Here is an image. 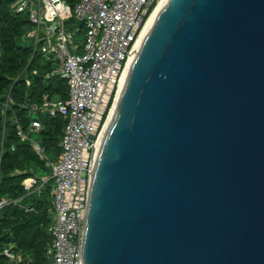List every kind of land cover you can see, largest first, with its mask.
<instances>
[{
    "label": "water",
    "instance_id": "1",
    "mask_svg": "<svg viewBox=\"0 0 264 264\" xmlns=\"http://www.w3.org/2000/svg\"><path fill=\"white\" fill-rule=\"evenodd\" d=\"M117 105L81 264H264V0H170Z\"/></svg>",
    "mask_w": 264,
    "mask_h": 264
},
{
    "label": "built area",
    "instance_id": "2",
    "mask_svg": "<svg viewBox=\"0 0 264 264\" xmlns=\"http://www.w3.org/2000/svg\"><path fill=\"white\" fill-rule=\"evenodd\" d=\"M160 1L16 0L13 5L18 14L29 16L32 27L27 38L33 56L52 61L55 69L48 77H61L69 89L66 101L46 97L40 107H34L65 121L58 159H49L41 145L18 126L21 140L31 144L50 170L49 177L30 178L24 187L28 194L41 193L53 182L48 257L54 264L82 263L90 185L102 138L113 120L131 63L141 50L143 31ZM71 19L75 23L70 28ZM41 130V122L34 121L32 133ZM8 203L0 199V210ZM5 254L17 259L8 250Z\"/></svg>",
    "mask_w": 264,
    "mask_h": 264
},
{
    "label": "trees",
    "instance_id": "3",
    "mask_svg": "<svg viewBox=\"0 0 264 264\" xmlns=\"http://www.w3.org/2000/svg\"><path fill=\"white\" fill-rule=\"evenodd\" d=\"M15 1L0 0V199L9 201L0 210V264H54L48 257L53 187L48 183L41 193L32 194L24 187L30 178L49 177L50 170L31 144L21 140L18 126L49 159H58L65 121L34 107H40L46 97L66 101L69 89L61 77H48L55 69L52 61L33 56L27 38L31 22L28 14L13 9ZM74 23L71 19L67 25L71 28ZM34 121L42 124L38 134L32 133ZM6 250L17 259L11 260Z\"/></svg>",
    "mask_w": 264,
    "mask_h": 264
},
{
    "label": "bare ground",
    "instance_id": "4",
    "mask_svg": "<svg viewBox=\"0 0 264 264\" xmlns=\"http://www.w3.org/2000/svg\"><path fill=\"white\" fill-rule=\"evenodd\" d=\"M169 1H170V0H161V1L159 2V4H158L156 10L153 12V14H152V16H151V18H150L148 24L146 25V27H145V29H144V31H143V34H142L141 39H140V42H139V47H141V46L143 45L145 39H146L147 36L150 34V32L153 30L154 25H155V23H156V20H157L159 14L162 12V10H163L164 8H166V6L168 5ZM135 58H136V57H135ZM135 58H134V60H135ZM133 62H134V61H133ZM131 64H133V63H131ZM130 69H131V66H130V68H129V71H130ZM128 73H129V72H128ZM128 76H129V74H128ZM128 76H127L126 79H125V83H126V81H127V79H128ZM125 83H124V85H125ZM123 87H124V86H123ZM123 87H122V91H121V93H120V97H121V94H122L123 89H124ZM119 100H120V99H119ZM119 100H118V103H119ZM117 106H118V105H117ZM110 124H111V123H110ZM108 128H109V127H108ZM103 138H104V137H103ZM103 138H102V139H103Z\"/></svg>",
    "mask_w": 264,
    "mask_h": 264
},
{
    "label": "rangeland",
    "instance_id": "5",
    "mask_svg": "<svg viewBox=\"0 0 264 264\" xmlns=\"http://www.w3.org/2000/svg\"><path fill=\"white\" fill-rule=\"evenodd\" d=\"M28 44H29V42H28ZM49 183H50L51 186H53V182L52 181H50Z\"/></svg>",
    "mask_w": 264,
    "mask_h": 264
}]
</instances>
